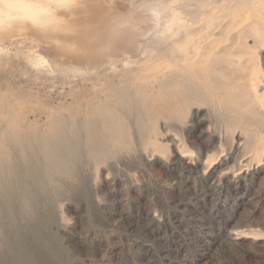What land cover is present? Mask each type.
<instances>
[{
  "label": "rangeland",
  "instance_id": "374dc122",
  "mask_svg": "<svg viewBox=\"0 0 264 264\" xmlns=\"http://www.w3.org/2000/svg\"><path fill=\"white\" fill-rule=\"evenodd\" d=\"M122 1L78 0L73 6L59 9V24L46 29L28 22L0 28V146L5 148L0 154V164L6 167L15 152L21 155L19 149L14 151L17 133L23 139H48L58 122L66 124L68 130L77 131L79 167L61 179H54L62 188L54 198L58 220L54 230L67 247L72 264H264V241L241 238L240 234L243 231L247 233L242 235H251L250 231L264 234V147H259L261 156L254 158L249 168V172H258L256 180L235 185L224 195L213 193L208 183L193 177L173 182L171 176L178 172L167 171L166 164L179 152L192 162L198 160L202 166L205 162L221 163L230 157L232 174L245 159L254 156L250 146H240L239 131L230 130L229 112L218 104H205L211 133L203 138L188 126L193 109L186 107L182 115L174 112L167 104L162 81L154 92H148L141 77L134 75L137 65L123 67L117 63L112 68L101 67V71L88 67L90 49L98 41L101 43L98 32L114 14L110 12L124 14L128 3ZM107 4L111 7L107 11L110 15L102 17L108 10ZM148 24L151 23H144L141 28L148 32ZM96 28L98 38L92 35ZM79 39L83 45L86 42L85 46ZM74 43L80 44L81 49ZM35 53L49 60L53 68L34 65L31 55ZM70 54L76 55L72 58L77 60L71 59ZM258 55L264 76V45L259 47ZM77 61L82 63L79 65ZM70 64H78L79 69L74 66L73 71ZM104 100L118 108L115 122L123 128L121 137L111 135L112 127L119 128L113 121L111 127L100 119L90 123L98 108L96 104ZM78 122L82 125L79 130L74 126ZM154 140L163 151L161 157L153 152L151 141ZM82 182L87 186V197L79 195ZM184 202L192 205L179 208ZM150 210L161 222L160 237L148 235L137 224ZM212 239L213 243L208 242Z\"/></svg>",
  "mask_w": 264,
  "mask_h": 264
},
{
  "label": "bare ground",
  "instance_id": "6f19581e",
  "mask_svg": "<svg viewBox=\"0 0 264 264\" xmlns=\"http://www.w3.org/2000/svg\"><path fill=\"white\" fill-rule=\"evenodd\" d=\"M98 1L102 3L103 0ZM108 1L110 3L114 0ZM77 2L78 0H0V28L6 29L15 23L27 22L45 29L56 26L60 21L58 10L73 6ZM125 4L127 8L129 7L128 10L123 9L125 12L122 10L125 15L115 14L113 11L110 12L114 13L113 15L109 12L107 14L111 8L107 7V4L105 7L109 9L102 17L110 15L111 18L105 20L104 26L100 27L101 32H98L97 28L96 32H93L94 28L93 31L90 30L93 32L92 35L99 33L101 43L99 44L98 41L99 45L93 47L91 45L88 58L82 55L88 59H85L88 67L93 71L100 68L101 71V67L112 68L117 63H121L123 67L137 65L134 75L141 77L146 84L145 87L149 88L148 92H154L157 83L162 81L165 84L167 104L174 112L182 115L186 107L193 109L192 120L188 126L192 128L191 131L203 138L211 133L204 105L218 104L230 114L228 119L230 130L239 131L240 146L247 145L253 149L254 156L245 159L233 174L230 157L221 163L205 162L202 166L197 159V163L192 162L179 152L166 164L167 171L178 172V175H170L171 181L179 183L184 177L189 179L193 177L208 183L213 193L224 195L235 185L239 187L242 182L251 183L256 180L258 172L256 170L249 172V168L252 160L261 156L259 147H264V76L258 61L259 47L264 45V0H127ZM124 5L121 7H125ZM115 9L116 12L119 11L118 8ZM137 13L140 16H137ZM149 22L151 24H148L150 25L148 32L144 31L141 25ZM53 31L57 33L56 30ZM60 34L62 36V33ZM77 35L79 38V34ZM53 37L56 39V35ZM59 37L57 36L58 39ZM146 38L149 41L144 42ZM81 40L79 39V42ZM55 43L58 41L56 40ZM76 44L75 47L80 46ZM85 44L82 43V46ZM70 55L71 59H76L72 58L74 54ZM31 56L34 65L50 67L49 60L47 61L42 55L35 53ZM67 60L75 62V60ZM80 63L82 62L79 61L78 64ZM78 64L74 66L78 68ZM74 66L71 67L73 71ZM100 103L96 104L98 108L90 123L93 124L100 119L108 125L107 127H111L110 122L113 121L114 126L117 125L116 128L119 127V130L112 127L110 133L121 137L123 128L119 122H115L118 108L112 106L109 100ZM74 126L78 130L82 127L80 122ZM76 134V130H68L66 124L62 122L54 125L48 139L31 137L23 139L19 133L15 134L17 148L13 149L14 151L19 149L21 155L18 156L15 152L14 159L7 162L6 167L0 164V264H72L67 247L63 245L58 232L54 230L58 225L54 213V198L62 189L57 186L54 179L67 176L71 169H76L78 166L80 139ZM243 135L245 138H242ZM82 139L85 137L82 136ZM151 145L157 157H161L163 151L157 146V141H151ZM2 151L5 152V148L0 146V154L3 153ZM93 152L96 153L95 150ZM79 190V195L87 197L88 189L84 182L81 183ZM190 202L181 203L179 208L190 207L192 205ZM153 212L150 210L144 214L137 224L148 235L154 234L160 237L161 222ZM245 233L247 231L240 232L241 238L264 241V234L260 231H250L251 235H242ZM208 242L213 243V239ZM145 245L151 247L149 244Z\"/></svg>",
  "mask_w": 264,
  "mask_h": 264
}]
</instances>
